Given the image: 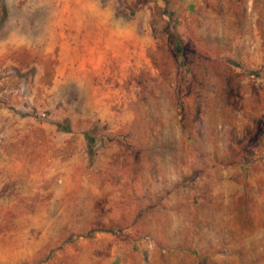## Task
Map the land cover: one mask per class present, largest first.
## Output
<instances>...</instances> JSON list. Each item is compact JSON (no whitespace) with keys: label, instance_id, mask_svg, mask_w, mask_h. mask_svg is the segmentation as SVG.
Masks as SVG:
<instances>
[{"label":"rangeland","instance_id":"obj_1","mask_svg":"<svg viewBox=\"0 0 264 264\" xmlns=\"http://www.w3.org/2000/svg\"><path fill=\"white\" fill-rule=\"evenodd\" d=\"M0 264H264V0H0Z\"/></svg>","mask_w":264,"mask_h":264}]
</instances>
